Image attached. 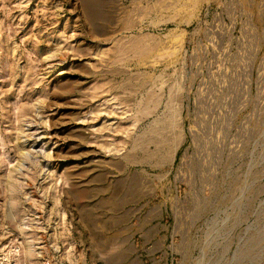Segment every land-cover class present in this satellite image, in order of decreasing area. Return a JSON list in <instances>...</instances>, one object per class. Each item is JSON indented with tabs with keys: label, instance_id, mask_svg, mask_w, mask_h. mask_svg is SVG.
Returning <instances> with one entry per match:
<instances>
[{
	"label": "rangeland",
	"instance_id": "rangeland-1",
	"mask_svg": "<svg viewBox=\"0 0 264 264\" xmlns=\"http://www.w3.org/2000/svg\"><path fill=\"white\" fill-rule=\"evenodd\" d=\"M0 264H264V0H0Z\"/></svg>",
	"mask_w": 264,
	"mask_h": 264
}]
</instances>
